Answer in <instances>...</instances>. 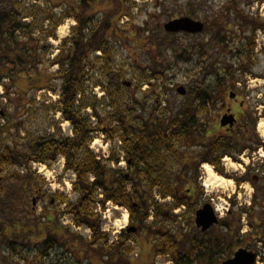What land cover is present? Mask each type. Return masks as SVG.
<instances>
[{"label": "rangeland", "instance_id": "obj_1", "mask_svg": "<svg viewBox=\"0 0 264 264\" xmlns=\"http://www.w3.org/2000/svg\"><path fill=\"white\" fill-rule=\"evenodd\" d=\"M194 1L200 2L201 5H195ZM224 1L225 0H132L134 5L131 9V17L128 18L123 16L119 19V26L128 32L124 39H112L109 50L111 54L110 64L104 68L105 60L101 59L97 61L94 70L88 71V80L85 82V97L88 101L96 103V111L101 116L106 126H110L111 129H119V123L116 119L119 117L123 118L124 116L127 121L137 123V114L146 118L154 112H160L165 105H168V107L176 113L183 104L192 100L190 93L197 85L205 84L206 87L209 88L211 79L210 72L212 68L215 70L218 69L219 71L224 67H231L234 69L240 66L238 65V62H241L240 58L237 59L236 56L230 53L231 49L233 50L240 43H244V40L240 39L238 34L235 39L229 42L230 46L224 48L219 41L213 39L211 33L205 32V28H203L200 33L196 34H187L184 32L171 33L164 30L165 23L174 19L173 17H189L185 15V13L190 10L189 2H191L190 6L193 12L198 15V18L194 20L201 21L205 17L211 19L216 15ZM39 2L43 1L39 0ZM31 3V1H25L24 4H22L24 8H28L27 6ZM241 5L250 15L256 14L259 18L264 19V3L261 4L257 2V0H243ZM59 12L60 10L54 11L56 14H59ZM74 25V20H64L62 25L57 28L56 37L54 39H46L44 34H39V32L33 33V37L35 39L38 37L40 44L44 43L46 47H48V45L51 47L48 52L45 51L46 56L44 62L40 66H48V61L57 55L62 39L70 36V29ZM132 28L137 30V36H139L138 40H141V38L145 40L144 44L136 40V38H133V36L129 37V31ZM144 31L145 33L143 34ZM262 38L261 32H257L255 35V43L258 45L254 48L253 57L250 58V60H246L248 63L253 64V67L248 68L246 65L247 68H238L239 71L237 70L236 74V84L232 85V83L229 82V85L238 96L240 94V97H245L244 112L248 110L257 118L255 124V139H260L264 142V136H261L257 129L258 123L261 120L264 121V52H259L261 51L260 45ZM149 39L155 41L151 42ZM96 55L99 57L101 54L96 53ZM154 63L157 64L158 73H161V75L158 76H162V78L159 77L156 83L158 82L164 85L166 87L165 91H163L160 86L157 87L156 90H148V85L143 82L144 79L150 76L151 67ZM102 68H104V71L107 70V78L112 77V83L107 82L106 75L103 73ZM55 70H57L56 66L49 67L48 69L49 73ZM96 82L103 84L102 86L104 87L107 86L112 94H110V96L106 94V96L102 98L104 94L103 89L98 85L95 86ZM124 82H128L129 85L126 86ZM2 84H8V81L2 80L0 82V113L5 116L4 118H0V128L4 129L3 132H0V148H2L3 144H10L13 139L23 142L25 138L42 135L45 132L53 133L58 130L62 136L72 135L70 124L62 118L58 110L59 94L62 84L59 79L51 82L52 88L55 89L54 92L45 89L40 91L29 90L25 100L18 97L17 87H12L11 85L9 89L5 91V87ZM240 86H242V91L240 90ZM178 87H183L185 89V94L183 96L177 93L176 89ZM157 94H160L159 100L161 101V105L159 107H157L155 102V96ZM227 95L226 93L224 96H219L217 106L216 102L212 107L210 104H208V106L206 105L210 119L207 118L208 124L204 132L201 131V133L197 135L195 131L194 139L196 138L197 141L200 139L206 141V134L209 129L212 131L209 136H216L217 131L215 129L218 127V130H221L218 119L219 115L217 116V114H220V104L229 101ZM126 103H129L130 106H127ZM194 103L196 104L195 101ZM92 110L91 107H86L83 113L89 115L88 117L94 125L96 120L94 117H91ZM201 111H204L203 107H201ZM215 116L217 117L216 124L214 121ZM223 132L224 130L220 131V133ZM113 134L114 138L111 140L103 132H95L93 141L89 145L90 151L93 155L101 157L102 159L113 152L115 158L118 157L117 163L110 162L107 164L113 169L131 173L133 167L126 164V154L119 148L120 144L117 134ZM181 141V139L178 143L175 141L176 151L162 153L163 162L160 175L165 176V179H167V186L171 189H173L175 185L183 183L184 180H177V177L180 178L181 175L179 172L182 164L181 159L188 153H191V149L193 148L192 144L195 142V140L194 142L186 141V138H184L185 142L183 144ZM206 156L209 157L210 155L206 154ZM231 157L238 160L237 162L232 160L236 163L235 168L227 172V169L220 165L224 171L222 175L214 172L216 175L228 180L232 178L227 177L232 176L234 178L232 186H235L237 179L242 177L241 173L243 169L246 170L244 175L248 173L250 178L252 176V171H250V169L253 167L251 164L255 166L257 163L252 160L253 156L247 154L244 156V161H247V163L249 161L247 168L243 165V167H240L238 164H241L242 160L234 154ZM262 159L264 160V158ZM64 162V158L59 156L51 165L31 161L26 166H2V170L0 171V188L14 192L15 203L3 206L0 201V212H2V214H0V264H78L79 257L70 250L69 252L63 250L61 246L56 247V249L48 250V254L45 257L39 255V249L42 248L46 232L50 231L55 235L57 234L59 237V244L62 240L64 246L68 247L70 244L69 239L57 232L52 224L49 225V222L45 220L46 218H55L56 224L70 227L71 232H76L83 239L89 240L91 237L89 228L84 226H73L71 217L62 214L67 203H73L78 198V194L73 191L72 187L76 175L72 171L64 169ZM233 162L229 163L228 160L225 161L226 168L228 164L234 165ZM31 163L33 166L35 165L32 171L34 178H39V180H37V185L33 187L31 184H25L22 179L23 175H25L24 170L30 168L29 166ZM62 163L63 166L61 165ZM157 166L159 167V164ZM260 168L264 171V164H262ZM189 176L195 177L194 169L191 171V174H188V177ZM202 177V171L198 168L196 183H193V186L202 191L200 202H203L205 199L203 194L209 193L205 191L207 188L201 185L202 182H204V179H201ZM90 179L92 178L90 177ZM240 183L238 184L240 185ZM238 184L236 187L239 186ZM243 184L245 183L243 182ZM131 185L132 181H127L126 191L131 193L134 200H137L139 198H134L137 194H133L134 190L131 189ZM146 188L147 185H144V189ZM246 188L248 189L247 192L250 193L251 188L248 186ZM36 189L40 190L38 193H40L41 196L43 195V198L37 200L36 204L31 206ZM160 189V187L156 186L148 190L139 189V191L144 194V197L145 194H147V198L162 203L163 200L159 196ZM226 189L227 194L231 189L229 190V187ZM257 189V191H254L257 195L256 206L250 208L251 212L248 214L249 219H251V214H253L251 223L255 226L257 225L254 224V222L256 223V221H254L255 218L261 215L264 216V189H262V187ZM131 190H133V192H131ZM211 191L215 192L214 190ZM238 192L239 189L236 188L234 197L237 196ZM241 194V202L244 204V198L245 201L247 198L244 195V190L241 191ZM214 195H216L217 198L221 196L222 199H227L222 192H218ZM230 195L232 196V194ZM50 196L56 197L55 199L52 198V205L50 203ZM0 197H2L1 194ZM101 197L102 194L98 191V198L100 199ZM217 198L215 200H217V204L220 205L222 199L219 197L221 201H218ZM168 200L170 201L167 203L170 204L171 199L168 198ZM165 203L166 202L163 204ZM247 205L246 203L244 207L247 208ZM93 206L95 207V212H97L100 217V230L105 233L107 232L106 234L110 239H114L119 235L121 231L120 228L124 226V224L120 223L125 214L121 216L119 213L120 209L117 210V206H115V203L112 201H106L104 208H101L100 203H93ZM224 206L226 207V205ZM230 208L236 209L237 206H231ZM249 219H247V226H249L247 231H249V228L250 231L246 234L245 241H250L252 246H257L260 243L258 242L260 239L255 238L256 234H254V229L250 227ZM17 222H23L25 223L23 224L24 226L29 225L34 230L35 233L31 232L34 236H32L30 242L23 237L25 236L23 233L18 232L20 231L18 229L22 227V225H18ZM14 223L17 225L11 227ZM104 229L108 230L105 231ZM3 231L6 233V236H4ZM29 234L30 233H27V235ZM8 238H10L11 245L18 250L17 254L14 252L11 254L10 247L7 243ZM262 248H264V245H262ZM95 250L96 255L101 254L97 247H95ZM261 252L264 254V250H261ZM263 254L258 264H264ZM147 262L146 264H149L152 261L148 259ZM94 264H98L97 260Z\"/></svg>", "mask_w": 264, "mask_h": 264}, {"label": "trees", "instance_id": "obj_2", "mask_svg": "<svg viewBox=\"0 0 264 264\" xmlns=\"http://www.w3.org/2000/svg\"><path fill=\"white\" fill-rule=\"evenodd\" d=\"M25 1L32 2L27 6L28 8L23 6ZM42 1L0 0V82L2 80L8 81V84H2L5 91L11 85L17 87L18 97L25 100L29 90L40 91L45 89L54 92L55 89L52 88L51 82L59 79L62 84L58 110L62 118L70 124L72 135L62 136L57 130L53 133L45 132L42 135L25 138L23 142L13 139L10 144H3L0 148V171L2 166H26L31 161L51 165L59 156H62L65 160L64 169L70 170L76 175L72 187L73 191L78 194L77 200L73 203L68 202L62 214L71 217L75 227L89 228L91 237L89 240L83 239L76 232H71L70 227L56 224L55 218H46L45 220L49 222V225L52 224L57 232L69 239L70 244L68 247L64 246L63 240L59 244L57 234L55 235L50 231L46 232L42 248L39 249V255L45 257L48 250L61 246L63 250L67 252L70 250L79 257L78 264H94L100 258L99 255H96L95 244L101 237L106 242L107 235L100 230V217L95 212L93 203H100L101 208H104L106 201L129 205L132 195L126 191L127 181H132L133 194H137L134 198H142V194L138 192L139 189L148 190L158 186L161 188V196L171 195L175 200H178L173 189L167 186L165 176L160 175L161 169L157 165L163 161L162 153L177 150L175 141L178 143L181 139L183 144L184 138H186V141L194 142V140L196 141V138H193L195 131L197 135L201 131H205L208 124L207 118L210 119L206 107L210 97L206 85L200 84L191 90L192 100L183 104L176 113L168 105H165L160 112H154L146 118L137 114V123L127 121L125 116L119 117L116 119L119 123V129H111L110 126L104 124L96 111V103L86 99L85 82L88 80V71L94 70L97 61L105 60L104 68L110 64L111 54L109 50L112 39H124L128 32L119 26V19L123 16L131 17V9L134 3L132 0ZM242 1L225 0L216 15L211 19L205 17L201 20L204 23L205 32L211 33L213 39L219 41L224 48L230 46L229 42L235 39L237 34L240 39L244 40V43H240L233 50H230L233 56H236L237 59L240 58L241 62H238L240 66L234 69L225 68L232 85L237 82L238 68L241 69L243 65L246 66L248 62L246 60L253 57L256 32L260 31L264 35V19L259 18L256 14L247 13L241 5ZM194 2L195 5H201L200 2ZM257 2L262 4L264 0H257ZM188 4L190 10L185 15L197 19L198 15L193 12L190 6L191 2ZM55 10H60L59 14L54 13ZM66 19L75 21V25L70 29V36L62 39L57 55L48 61V66H40L44 62L45 51L48 52L51 47L49 45L46 47L44 43L40 44V40L38 37L35 39L33 33L39 32V34H44L46 39H54L57 28ZM136 31L132 28L129 31V37L133 36L138 40L139 36H137ZM138 41L144 44L145 40L141 38ZM154 41L151 40V42ZM261 51L264 52V46ZM96 53L101 55L98 57ZM52 66H56L57 70L49 73L48 69ZM104 68L102 70L106 75L107 82L112 83V77L107 78V70L104 71ZM150 72V76L143 81L144 84L148 85V90H156L160 86L165 91L164 85L156 83L159 77L162 78V76H158L161 73H158L156 63L151 67ZM124 84L127 86L129 83L124 82ZM97 85L103 89L102 98L106 94L109 96L112 94L107 86L104 87L99 82L95 83V86ZM155 97V102L159 107L161 105L160 94ZM126 105L130 106L129 103ZM86 107L93 109L91 117L96 120L94 125L90 121L89 115L83 113ZM201 107L204 109L203 112ZM4 117L0 113V118ZM256 121L257 118L254 117L253 130H255ZM3 130L0 128V132ZM99 131L111 140L114 138L113 133L117 134L120 143L119 148L126 154V160L132 158L133 161H137L135 170L131 173H125L119 169L111 168L107 163H117L118 160L113 152L103 159L92 154L89 145L93 141L94 133ZM234 135L235 139L226 138L220 146H207L205 152L211 158L200 161L210 163L218 173L222 174L220 158L224 155L232 156L235 148L241 143L240 133H234ZM206 141L212 145L214 140L211 141L207 138ZM256 141L257 146L263 145L264 147V143L260 139H256ZM243 148L237 152H241ZM194 174L195 180L198 174L196 166L194 167ZM22 179L25 184H31L32 187L36 186L37 180H39V178L35 179L29 170ZM243 181H251L248 173L237 179L236 183ZM144 185H147L146 189H144ZM0 189L2 195L0 201L3 206L15 203L14 192ZM98 191L102 194L100 199L98 198ZM41 198L43 197L40 196L39 200ZM49 198L55 199L56 197L50 196ZM252 200L253 205H256L257 195L255 193ZM250 220L252 221V215ZM17 224L22 225L18 232L23 233L25 235L23 237L30 242L34 236L31 233L34 232L32 227L24 226L25 223L23 222H17ZM17 224L14 223L11 227H15ZM4 231L3 234L6 236ZM27 233L30 234L27 235ZM7 243L11 254L13 252L17 254L18 250L11 245L10 238H8ZM117 245V250H120L122 245L119 243Z\"/></svg>", "mask_w": 264, "mask_h": 264}, {"label": "flooded vegetation", "instance_id": "obj_3", "mask_svg": "<svg viewBox=\"0 0 264 264\" xmlns=\"http://www.w3.org/2000/svg\"><path fill=\"white\" fill-rule=\"evenodd\" d=\"M246 65L248 68L253 67L251 63ZM210 76L208 95L211 107L215 102L217 106L219 96H224L227 93L229 99L228 102L221 103L219 106L220 114H217V116L219 115V126H221L220 120L224 115H232L235 118L233 125L221 126V130H224L223 133H220L221 130H218V126L217 129L213 126L217 131L216 136H209L212 133L209 129L206 136L211 141L214 140L212 145L201 139L192 144L194 150L192 148L191 153L181 159L182 164L179 171L181 175L180 178L177 177V180L184 181L173 187V192L178 200H175L171 195L161 196L160 194L163 202L159 203L147 198V194L144 197V194L138 191L139 194H142V198L137 200L132 198L129 205L115 204L117 210L120 209V215L127 216V224L120 228L119 235L114 239L107 236L106 242L102 237L98 240L95 246L101 252L100 258L97 259L98 264H146L148 259L152 261L149 264H222L233 258L235 253L241 249L249 253L245 257L246 260L253 255V264L259 263L263 254L261 250H264L262 248L264 245V219L262 215L257 216L254 220L256 221L254 224L257 225L251 223L248 214L251 212L250 208L256 206L252 202L246 209L235 196L230 205L237 206L236 209H231L230 206L220 218L217 215V222L205 232L196 226V212L205 204H209L213 208V203H210L211 199L206 198V194H203L204 201L200 202L202 191L193 186L197 178L194 180L195 177H188V174H191L195 166L198 170L203 163H206L205 161L201 162V159L210 160L211 157L205 154L207 146H220L226 138L235 139L234 133H240L241 143L235 148L233 154L241 160H244L246 154L252 155L257 161L260 157L258 151L260 146H257L252 124L254 115L248 110L244 112L245 97H240V94L238 96L230 87L225 67L219 71L212 68ZM240 88L242 91V86ZM216 119L215 116V124ZM241 148L243 150L238 153L237 151ZM162 162H159L160 169H162ZM258 162L257 165L260 167L264 164V160ZM126 164L135 170L137 161L130 158L126 160ZM249 185L254 188V191L260 187L264 189V171L260 176H253ZM39 191V189L35 190L31 206L39 200L41 196ZM168 198L171 199L170 204L167 203L170 201ZM224 201L225 199L221 202ZM164 202L166 203L163 204ZM50 203L53 204V199ZM251 215L253 218V214ZM247 219H249L250 227L255 231V238L260 239L257 246H252L250 241H245V236L250 231V228L247 231L249 227ZM118 243L122 245L120 250H117Z\"/></svg>", "mask_w": 264, "mask_h": 264}, {"label": "water", "instance_id": "obj_4", "mask_svg": "<svg viewBox=\"0 0 264 264\" xmlns=\"http://www.w3.org/2000/svg\"><path fill=\"white\" fill-rule=\"evenodd\" d=\"M203 28V22L194 20L190 17L175 18L168 21L164 25V30L171 33L184 32L187 34H196L200 33ZM176 91L181 96L185 94V89L183 87H178ZM234 121L235 118L232 115H224L220 120V124L221 126H226L227 124L232 126ZM195 221L196 226L201 228L202 232H205L217 222V218L211 207L208 204H205L196 212ZM248 254L249 253H247L245 250H238L233 258L223 262L222 264H253V255H251L247 260L245 259L246 255Z\"/></svg>", "mask_w": 264, "mask_h": 264}, {"label": "bare ground", "instance_id": "obj_5", "mask_svg": "<svg viewBox=\"0 0 264 264\" xmlns=\"http://www.w3.org/2000/svg\"><path fill=\"white\" fill-rule=\"evenodd\" d=\"M258 132L261 136H264V121L261 120L257 125ZM226 161V160H225ZM235 168V164H228L227 165V171ZM204 182L203 186L207 188L209 191L214 190L216 193L222 192L223 190H226V188L230 187L232 185V181L222 178L214 173V170L209 165H204ZM229 172V171H228ZM219 211H221L223 208L221 205L218 206ZM127 223V216L124 215L122 217L120 224H126Z\"/></svg>", "mask_w": 264, "mask_h": 264}, {"label": "built area", "instance_id": "obj_6", "mask_svg": "<svg viewBox=\"0 0 264 264\" xmlns=\"http://www.w3.org/2000/svg\"><path fill=\"white\" fill-rule=\"evenodd\" d=\"M248 193V192H247ZM250 194V193H249ZM249 197H250V195H249Z\"/></svg>", "mask_w": 264, "mask_h": 264}]
</instances>
